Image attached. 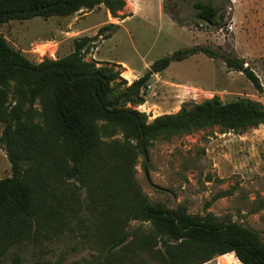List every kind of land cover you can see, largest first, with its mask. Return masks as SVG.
Listing matches in <instances>:
<instances>
[{
	"label": "trees",
	"instance_id": "obj_1",
	"mask_svg": "<svg viewBox=\"0 0 264 264\" xmlns=\"http://www.w3.org/2000/svg\"><path fill=\"white\" fill-rule=\"evenodd\" d=\"M99 6L115 16L125 3L0 0V26L68 17ZM192 7L197 19L222 28L219 8L200 1ZM89 41L76 40L69 55L36 64L0 35V148L10 168V176L0 179V263L13 251L79 239L97 253L95 264L145 263L144 257L153 263L205 264L231 253L239 264H264V245L255 232L210 213L190 215L183 205L168 209L150 204L135 180L137 161L147 160L150 141L156 137L199 126L239 133L264 124V107L248 99L222 104L214 98L182 105L177 113L148 122L125 103L143 102L140 92L151 73L118 90L115 66L83 61ZM197 54L221 59L262 92L242 60L207 47L178 50L155 61L153 68L160 72ZM116 132L119 139L113 138ZM133 222L140 226L132 229Z\"/></svg>",
	"mask_w": 264,
	"mask_h": 264
},
{
	"label": "rangeland",
	"instance_id": "obj_2",
	"mask_svg": "<svg viewBox=\"0 0 264 264\" xmlns=\"http://www.w3.org/2000/svg\"><path fill=\"white\" fill-rule=\"evenodd\" d=\"M210 2L219 8L222 28L195 17L193 3ZM115 16L103 6L81 9L68 17L10 21L0 35L10 48L33 63L69 55L74 42L90 39L83 61L96 67L115 66L118 90L149 72L141 104L125 103L150 122L175 114L182 105L218 99L222 104L248 99L264 107V0H124ZM108 27L102 35L98 31ZM195 46L231 54L258 78L262 92L241 72L228 69L219 58L197 54L172 62L160 72L153 63ZM126 78V79H125ZM41 119V109L36 103ZM0 124V134L2 132ZM113 138H120L118 132ZM10 176L0 148V179ZM135 180L150 204L168 209L183 205L190 215L212 214L256 233L264 245V124L242 132H223L217 126H199L188 132L160 135L150 141L147 160L139 158ZM140 223H131L132 229ZM143 230H147L144 226ZM79 240V239H78ZM44 244L39 250L11 252L0 264H95L97 253L80 240ZM42 250V251H41ZM18 254L17 263L13 262ZM219 259V260H218ZM214 258L205 264L220 263ZM101 264H163L153 263Z\"/></svg>",
	"mask_w": 264,
	"mask_h": 264
},
{
	"label": "crops",
	"instance_id": "obj_3",
	"mask_svg": "<svg viewBox=\"0 0 264 264\" xmlns=\"http://www.w3.org/2000/svg\"><path fill=\"white\" fill-rule=\"evenodd\" d=\"M216 258H224V261H221L220 263H239L235 257L233 256V254H226L224 256H220V257H216ZM219 260V259H218Z\"/></svg>",
	"mask_w": 264,
	"mask_h": 264
},
{
	"label": "bare ground",
	"instance_id": "obj_4",
	"mask_svg": "<svg viewBox=\"0 0 264 264\" xmlns=\"http://www.w3.org/2000/svg\"><path fill=\"white\" fill-rule=\"evenodd\" d=\"M126 79V78H125Z\"/></svg>",
	"mask_w": 264,
	"mask_h": 264
}]
</instances>
